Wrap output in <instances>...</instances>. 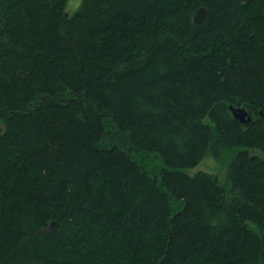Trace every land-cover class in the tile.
I'll return each instance as SVG.
<instances>
[{
  "label": "trees",
  "instance_id": "1",
  "mask_svg": "<svg viewBox=\"0 0 264 264\" xmlns=\"http://www.w3.org/2000/svg\"><path fill=\"white\" fill-rule=\"evenodd\" d=\"M68 1L0 0V264H264V0Z\"/></svg>",
  "mask_w": 264,
  "mask_h": 264
},
{
  "label": "rangeland",
  "instance_id": "2",
  "mask_svg": "<svg viewBox=\"0 0 264 264\" xmlns=\"http://www.w3.org/2000/svg\"><path fill=\"white\" fill-rule=\"evenodd\" d=\"M79 3L80 0H69L67 6L68 11L72 13L76 9ZM198 170L206 171L212 173L213 175H216L218 177L220 184L223 187H227L228 185L226 181L227 159L225 158L217 159L210 152H208L207 155L201 160V162H199L198 165L188 169L190 173H194Z\"/></svg>",
  "mask_w": 264,
  "mask_h": 264
},
{
  "label": "water",
  "instance_id": "3",
  "mask_svg": "<svg viewBox=\"0 0 264 264\" xmlns=\"http://www.w3.org/2000/svg\"><path fill=\"white\" fill-rule=\"evenodd\" d=\"M249 1V0H245ZM207 15V9L204 6L197 8L193 14V21L195 23H201ZM228 109L231 112L232 117L242 124H249L252 121V112L244 105L229 104ZM259 114L264 119V111L260 109ZM1 131V127H0Z\"/></svg>",
  "mask_w": 264,
  "mask_h": 264
}]
</instances>
